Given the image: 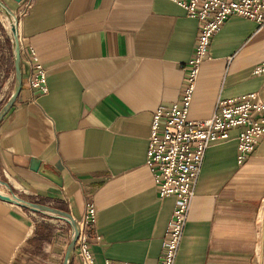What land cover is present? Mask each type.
<instances>
[{
    "label": "crops",
    "instance_id": "obj_1",
    "mask_svg": "<svg viewBox=\"0 0 264 264\" xmlns=\"http://www.w3.org/2000/svg\"><path fill=\"white\" fill-rule=\"evenodd\" d=\"M0 1L17 17L22 75L0 120V191L76 221L92 204L94 264H157L177 198L158 194L148 138L155 109L180 97L197 20L170 0ZM3 17L0 108L15 81ZM31 51L46 70L44 95L29 86ZM263 61L264 28L229 16L200 65L188 118L210 117L220 98L254 92L264 103V71L254 73ZM236 133L205 152L174 264H262L264 135L238 163ZM32 158L61 185L31 170ZM71 235L66 218L0 199V264H62ZM68 264H79L75 251Z\"/></svg>",
    "mask_w": 264,
    "mask_h": 264
},
{
    "label": "built area",
    "instance_id": "obj_2",
    "mask_svg": "<svg viewBox=\"0 0 264 264\" xmlns=\"http://www.w3.org/2000/svg\"><path fill=\"white\" fill-rule=\"evenodd\" d=\"M198 22V33L191 57L183 65V85L178 101L159 106L152 115L145 164L160 197L174 195L177 202L162 241L157 264H174L187 220L194 188L205 152L213 143L230 138L237 130V161L243 163L264 135V103L257 94L247 93L218 99L210 117L191 120L188 110L201 63L207 57L212 36L231 15H238L264 28V0H170ZM30 4H26L28 8ZM23 13V11H22ZM15 20L17 19L14 16ZM32 54V74L29 86L39 95L48 92L46 70ZM264 71V61L254 73ZM95 209L87 205L77 221L78 236L75 255L79 264H94L89 248L87 225L94 220ZM72 236V235H71ZM105 264H130L106 260Z\"/></svg>",
    "mask_w": 264,
    "mask_h": 264
},
{
    "label": "water",
    "instance_id": "obj_3",
    "mask_svg": "<svg viewBox=\"0 0 264 264\" xmlns=\"http://www.w3.org/2000/svg\"><path fill=\"white\" fill-rule=\"evenodd\" d=\"M14 1L20 2L21 0H14ZM0 12L5 17H7V19H8L9 31H10L12 45H13L14 70H15V81H14L13 92L9 96L7 101L0 108V120H1L2 117L12 107L13 102H14L16 96L18 95V93L20 91L22 75H21V70H20V45H19V39H18V34H17L16 20L13 16L12 12L10 11V9L8 7H6V5H4L1 1H0ZM11 17H13L15 23L11 20ZM30 168H31V170L36 171L39 174H42L46 178L50 179L51 181H53L57 185H61L60 177H58L53 171L45 168L44 165H42L38 159H36V158L31 159ZM0 199L4 200L6 202H9V203H14V204H16L20 207H23V208L33 209V210H37V211H41V212H46V213H50V214H54V215L66 218L72 226V236H71V239L69 241V244L67 245L62 264H68L70 255L74 251L75 241H76V238L78 236V223L71 216L70 213L63 211V210H60V209H56L54 207H51V206H48V205H45L42 203L22 199L13 193L7 194V193H3L0 191Z\"/></svg>",
    "mask_w": 264,
    "mask_h": 264
},
{
    "label": "rangeland",
    "instance_id": "obj_4",
    "mask_svg": "<svg viewBox=\"0 0 264 264\" xmlns=\"http://www.w3.org/2000/svg\"><path fill=\"white\" fill-rule=\"evenodd\" d=\"M3 15V14H2ZM4 16V15H3ZM4 18V23H5V26L7 27V30H9L8 29V19H7V17H3ZM260 226H261V224H260ZM261 237H262V242H261V244L260 245H263V248H264V212H263V218H262V234H261ZM260 249H261V246H260ZM261 256V255H260ZM262 257H263V260L261 259V257H260V259L262 260V264H264V250H263V252H262Z\"/></svg>",
    "mask_w": 264,
    "mask_h": 264
},
{
    "label": "bare ground",
    "instance_id": "obj_5",
    "mask_svg": "<svg viewBox=\"0 0 264 264\" xmlns=\"http://www.w3.org/2000/svg\"><path fill=\"white\" fill-rule=\"evenodd\" d=\"M11 20L15 23V21H14V19H13V17H11ZM8 29H9V24H8Z\"/></svg>",
    "mask_w": 264,
    "mask_h": 264
}]
</instances>
